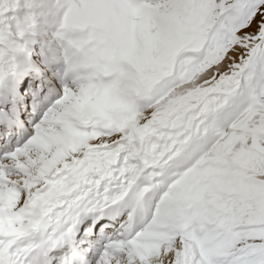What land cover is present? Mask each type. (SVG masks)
Listing matches in <instances>:
<instances>
[{"label":"snow or ice","instance_id":"obj_1","mask_svg":"<svg viewBox=\"0 0 264 264\" xmlns=\"http://www.w3.org/2000/svg\"><path fill=\"white\" fill-rule=\"evenodd\" d=\"M0 264H264V0H0Z\"/></svg>","mask_w":264,"mask_h":264}]
</instances>
